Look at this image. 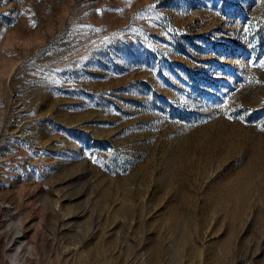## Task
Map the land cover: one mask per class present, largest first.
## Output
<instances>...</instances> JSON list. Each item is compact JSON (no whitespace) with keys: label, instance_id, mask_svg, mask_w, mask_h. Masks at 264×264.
Wrapping results in <instances>:
<instances>
[{"label":"rangeland","instance_id":"obj_1","mask_svg":"<svg viewBox=\"0 0 264 264\" xmlns=\"http://www.w3.org/2000/svg\"><path fill=\"white\" fill-rule=\"evenodd\" d=\"M0 264H264V0H0Z\"/></svg>","mask_w":264,"mask_h":264}]
</instances>
